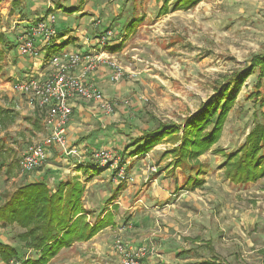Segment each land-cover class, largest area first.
Wrapping results in <instances>:
<instances>
[{
	"label": "rangeland",
	"instance_id": "rangeland-1",
	"mask_svg": "<svg viewBox=\"0 0 264 264\" xmlns=\"http://www.w3.org/2000/svg\"><path fill=\"white\" fill-rule=\"evenodd\" d=\"M69 9L96 11L83 27L93 25L100 36L113 32L102 50L122 69V78L106 93L118 114L96 120L86 148L115 158L98 167L96 176L74 177L89 185L84 203L94 216L99 205L119 208L115 227L61 250L49 264H120L116 244L132 251L144 248L141 264H264V177L239 184L225 176L241 165L252 147L249 134L264 119V0H0V107L16 114L6 129L0 127V153L7 163L16 161L9 176L0 168V204L5 193L37 172L72 176L78 164L97 165L88 153L82 162L53 146L46 147L40 171L23 172L19 164L33 145L44 143L49 127L46 114L37 131L24 120L37 104L16 89L12 78L20 73L18 64H29V56L20 60L17 43L33 20L53 14L55 27ZM44 55L47 59L48 52ZM210 101L221 109L213 143L197 158H184V122ZM167 123L178 125L176 132L161 137L146 155H122L131 138ZM72 142L67 141L70 149L86 150ZM262 159L256 160L258 170ZM47 184L53 187L55 179ZM20 231L15 225L0 227V242L30 257L16 238Z\"/></svg>",
	"mask_w": 264,
	"mask_h": 264
},
{
	"label": "trees",
	"instance_id": "trees-1",
	"mask_svg": "<svg viewBox=\"0 0 264 264\" xmlns=\"http://www.w3.org/2000/svg\"><path fill=\"white\" fill-rule=\"evenodd\" d=\"M196 1L180 0L181 3L187 2V4ZM164 6L162 11H166V5ZM65 12L71 14L74 11L69 9ZM135 19L133 17L132 20ZM62 34V31L57 30L56 25L53 39L51 38L44 48H49L56 36ZM5 47L9 48V46ZM2 55L3 51L0 50V61ZM62 55L64 54L58 56ZM220 110V105L213 106V102L210 101L203 104L194 115L185 120L184 138L181 141L184 147L181 148L180 153L186 150L187 154H183L187 157L181 155L182 157L195 159L210 147L213 143L214 132L219 126L217 119L220 117ZM45 114V108L36 106L34 115L24 118L31 131L40 130ZM15 117L16 114L10 109L0 107L1 129H6L9 123L14 122ZM260 123L257 129L255 128L254 132L249 134L248 141L252 147L244 152L241 165L237 163L233 170L229 171L231 174L225 175L234 183L246 184L264 177V167L260 166V170L256 168V160L262 159L264 155V119ZM210 126H212V130L205 132V129L207 130ZM177 128L178 125L167 123L159 124L153 131L141 132L138 137L131 138L123 146L121 153L126 157L146 155L156 146L161 137L176 132ZM261 128L262 132L258 133V137L262 134L261 139L256 142V133ZM30 130L26 132L29 133ZM6 161L5 153H0V168H5L6 174L9 176L16 161L10 163ZM193 166H186L184 170L189 172ZM41 167L42 165L35 170L40 171ZM76 170L86 178H91L92 174L99 171L98 167L91 166L89 163L78 164ZM44 172L48 173L49 171L45 170ZM52 175L55 179L53 187H49L45 180H38L26 183L13 192L3 195L4 200L0 204V227L15 225L20 229L16 238L22 245L21 249L30 253L31 256L26 257L15 246L0 242V264H49L61 250L71 247L74 243L89 241L107 227H115V217L119 208L117 204H113L110 210L99 205V213L94 216L84 203L86 188L77 177H61V174L56 172ZM260 253L264 255V249ZM198 264L212 263L203 261Z\"/></svg>",
	"mask_w": 264,
	"mask_h": 264
},
{
	"label": "built area",
	"instance_id": "built-area-1",
	"mask_svg": "<svg viewBox=\"0 0 264 264\" xmlns=\"http://www.w3.org/2000/svg\"><path fill=\"white\" fill-rule=\"evenodd\" d=\"M55 23V16L51 14L47 16L46 20L40 19L30 26L27 33L19 39L17 45L19 55L37 59L39 51L35 46V40L40 37L43 46L47 45L54 36ZM111 35L113 32L106 30L96 39V46L99 49L95 53L70 52L62 56L52 55L50 65L53 71L48 78L31 77L17 83V90L30 96L38 107L46 109L44 124L49 127V135L44 143L33 145L19 160L23 172H32L46 162L47 146L60 149L65 156H80L76 149L68 147L66 137L68 121L76 99L94 104L103 114L114 112V106L102 91L86 81L87 75L94 72L98 65L108 66L111 71V82L117 83L122 78L120 66L103 51L107 40L112 37ZM81 65H83L81 71L74 74L73 71ZM124 103L127 104V102ZM91 158L97 163L96 167L104 168L115 157L109 152L99 149L91 152ZM119 174L121 176L122 173ZM116 251L121 257L120 264H141L139 260L145 256L144 248L132 251L121 244H116Z\"/></svg>",
	"mask_w": 264,
	"mask_h": 264
},
{
	"label": "crops",
	"instance_id": "crops-1",
	"mask_svg": "<svg viewBox=\"0 0 264 264\" xmlns=\"http://www.w3.org/2000/svg\"><path fill=\"white\" fill-rule=\"evenodd\" d=\"M73 11L74 12L69 14V16L64 15L65 18H61V21L57 25V30L60 32L62 31L63 34L61 36L59 35L56 36V38L53 40V44H51L49 48L47 49L44 48L43 44L41 43V39L39 37L35 40L36 47L39 51L40 58L38 57L39 59L38 58L35 59L32 57H25L27 58V61L29 64L24 65V66H21L18 64L20 73L12 76V78H15L14 82H17V81L19 82L24 79H29L31 77H39V76H41L42 78L47 77L46 74L49 75L53 71V68L50 65V57L52 55H61V54L70 53V52H80L83 54L84 53L92 54V53H95L97 49H99L96 46V40H92L93 38L96 39L99 36L94 33L93 25L90 26L89 28L83 27V25L87 24L88 22H90V20H92V17L90 18L88 17V15L91 12L96 14V11H93V10L89 12L79 11V10H73ZM78 16H79L78 20H75ZM68 17H70V19L68 20V22H66L67 21L66 18ZM33 22L35 21L33 20ZM69 23H71V25ZM88 32L90 34H88ZM87 35L89 37H87ZM92 36L93 38H91ZM118 42L119 41L113 42V44H111L110 47L116 46L115 44H118ZM9 52L11 53V50ZM47 52H48V58L46 59L45 58L46 55H44V53H47ZM21 59L23 60L24 58L20 56V60ZM82 68H83V65L79 66L77 69L73 71L74 74H78ZM109 70L107 66L100 65L94 72L88 74L86 77V81L98 87L102 91L105 97H107L106 93L108 94L111 91L109 88L112 85V82L110 81L111 71ZM11 74L12 73H10V75ZM5 84H8V82H6ZM114 94H115V91H114ZM111 96L112 95L109 94L107 98H111ZM120 108H118L117 110H122L119 112L123 113L124 112L123 109L122 108L120 109ZM117 114H118V111L114 113V117ZM103 115L104 114L100 112L98 107H96L92 103H84L80 99H76L74 102V106L72 108V114L69 118L68 125H67L66 137L70 142L73 141L76 145L78 144L79 146L80 145L83 147L85 146L86 150L82 149L81 152L79 151L80 156L79 157L75 156L79 160H82V162L86 161L85 154L88 153L90 154V157H91L90 151L86 148V146L88 147L91 146V140L87 136L90 135L89 133L94 130L93 124H95L96 120L102 122ZM107 122L108 121H104L102 124H106ZM79 140H82V142L76 143ZM81 146L79 148H81ZM75 149L77 150V148ZM98 173L94 175L92 174V176H96ZM80 174H81L80 171H77V170H73L72 172V176H76ZM61 177H64V175H62ZM79 177L81 179L82 178L86 179V177H82V174ZM30 178L31 177L28 176L27 183H32L38 180H45L47 182L48 179L53 180L54 176L49 173L40 171V172H37V174L32 176L33 180H30ZM88 186L89 185L86 184L85 188L87 189ZM158 191L159 190H157L156 194L158 193ZM105 208L106 210H110V207H105ZM115 225H117L116 217H115ZM94 238H92V241L94 240Z\"/></svg>",
	"mask_w": 264,
	"mask_h": 264
}]
</instances>
